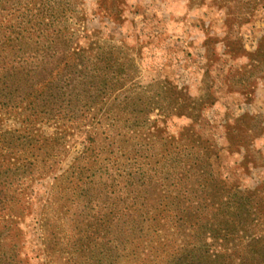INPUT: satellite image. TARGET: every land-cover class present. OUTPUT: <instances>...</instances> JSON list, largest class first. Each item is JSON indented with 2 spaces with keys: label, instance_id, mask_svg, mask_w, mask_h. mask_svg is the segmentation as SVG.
Instances as JSON below:
<instances>
[{
  "label": "rangeland",
  "instance_id": "rangeland-1",
  "mask_svg": "<svg viewBox=\"0 0 264 264\" xmlns=\"http://www.w3.org/2000/svg\"><path fill=\"white\" fill-rule=\"evenodd\" d=\"M43 19L71 34L74 48L92 59L115 47L126 81L89 110L81 109L84 101L74 107L83 119L72 123L30 125L20 109L0 107V185L8 193L0 205V252L6 259L104 264L102 245L92 249L94 243L75 237L78 230L62 221V203L54 199L67 187L60 175L85 164L76 160L88 139L100 160L107 139L116 148L151 142L156 151L164 141L172 149L193 144L219 180L212 194L249 192L264 235V0H0L3 33L20 22L27 34L42 32L34 24ZM134 122L142 128L127 129ZM9 133L61 134L64 151L46 164L39 160V172L51 166L47 175L11 179L6 170L30 152L10 153Z\"/></svg>",
  "mask_w": 264,
  "mask_h": 264
},
{
  "label": "trees",
  "instance_id": "trees-1",
  "mask_svg": "<svg viewBox=\"0 0 264 264\" xmlns=\"http://www.w3.org/2000/svg\"><path fill=\"white\" fill-rule=\"evenodd\" d=\"M36 24L44 30L27 34L19 29L21 22L4 33L0 28L1 108L20 109L30 125L72 123L83 119L74 107L84 101L81 109L89 110L125 84L127 70L115 47L92 59L74 48L71 34L53 30L54 21ZM139 128L134 122L127 129ZM7 137L10 153L30 152L23 164L6 170L11 179L47 175L51 166L39 172V160L46 164L64 151L61 134ZM106 141L104 159L91 142L76 160L85 164H74L60 175L57 180L67 187L54 194L62 203L60 218L78 230L75 237L94 243L92 249L102 245L104 264H121V259L137 264H264V235L258 232L253 198L249 192L213 195L211 185L219 180L204 152L193 144L172 149L164 141L156 151L151 142L116 148ZM7 197L0 185V205ZM0 264L15 263L0 252Z\"/></svg>",
  "mask_w": 264,
  "mask_h": 264
}]
</instances>
